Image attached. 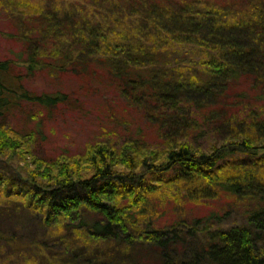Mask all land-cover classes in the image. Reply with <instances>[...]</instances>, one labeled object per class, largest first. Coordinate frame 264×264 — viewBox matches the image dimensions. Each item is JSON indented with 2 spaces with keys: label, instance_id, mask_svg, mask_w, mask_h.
<instances>
[{
  "label": "trees",
  "instance_id": "trees-1",
  "mask_svg": "<svg viewBox=\"0 0 264 264\" xmlns=\"http://www.w3.org/2000/svg\"><path fill=\"white\" fill-rule=\"evenodd\" d=\"M28 6L15 15L27 57L0 60V115L68 96L29 90L16 64L98 67L137 103L155 101L162 144L100 141L48 159L0 124V264H264V0ZM245 80L256 94L231 98ZM166 188L179 195L156 206ZM221 197L247 201L245 223L190 219L182 206Z\"/></svg>",
  "mask_w": 264,
  "mask_h": 264
},
{
  "label": "rangeland",
  "instance_id": "rangeland-1",
  "mask_svg": "<svg viewBox=\"0 0 264 264\" xmlns=\"http://www.w3.org/2000/svg\"><path fill=\"white\" fill-rule=\"evenodd\" d=\"M80 1L89 2V0H0V60L12 59L19 63L27 57L25 53L27 48L19 35L15 19L19 8L30 10L28 8L30 3L54 10L70 8L71 4L79 5ZM72 70L37 69L28 72L25 65L16 64L14 72L21 74L23 83L29 90L38 93L60 91L68 96L65 103L49 108L24 100L0 115V124L24 133L28 140H32V152L48 159H55L63 153L73 155L83 153L88 145L100 141L119 145L127 140L140 139L142 136L148 146L162 144L159 123L163 115L158 112L155 101L137 103L130 96V92L123 93L118 81L102 68L96 67L95 73L91 70L85 73ZM239 91L246 92V98L256 94L249 80L242 82L230 93L231 98L244 102L247 99L240 98ZM198 119L203 122L201 116ZM208 138L209 136L203 135L198 140L205 144ZM16 162L20 165L25 164L21 159ZM176 195H179L178 191L166 188L159 190L152 201L158 206L162 199L169 197L170 206ZM246 202L242 200L233 203L229 198L221 197L202 204L187 201L182 206L190 219H205L214 214L211 217L216 226L230 227L246 222L245 208L249 206ZM171 207L168 214L162 215L159 220L165 222L173 217L169 215ZM38 228L40 231V227ZM35 229L37 228L33 229L34 233ZM28 232L26 233L30 235ZM60 247L59 240L53 242L56 254Z\"/></svg>",
  "mask_w": 264,
  "mask_h": 264
}]
</instances>
